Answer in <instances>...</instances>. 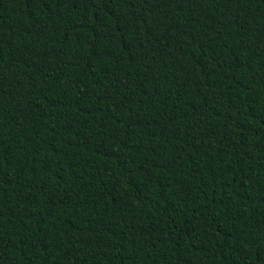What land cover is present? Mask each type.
<instances>
[{"label": "trees", "instance_id": "1", "mask_svg": "<svg viewBox=\"0 0 264 264\" xmlns=\"http://www.w3.org/2000/svg\"><path fill=\"white\" fill-rule=\"evenodd\" d=\"M0 264H264V0H0Z\"/></svg>", "mask_w": 264, "mask_h": 264}]
</instances>
